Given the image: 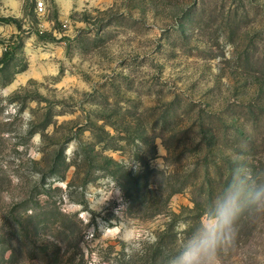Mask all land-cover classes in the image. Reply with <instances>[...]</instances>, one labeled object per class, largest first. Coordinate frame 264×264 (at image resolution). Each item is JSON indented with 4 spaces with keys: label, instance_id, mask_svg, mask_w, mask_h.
I'll return each mask as SVG.
<instances>
[{
    "label": "rangeland",
    "instance_id": "374dc122",
    "mask_svg": "<svg viewBox=\"0 0 264 264\" xmlns=\"http://www.w3.org/2000/svg\"><path fill=\"white\" fill-rule=\"evenodd\" d=\"M37 1L0 0V264H166L264 179V0Z\"/></svg>",
    "mask_w": 264,
    "mask_h": 264
},
{
    "label": "clouds",
    "instance_id": "9594fccd",
    "mask_svg": "<svg viewBox=\"0 0 264 264\" xmlns=\"http://www.w3.org/2000/svg\"><path fill=\"white\" fill-rule=\"evenodd\" d=\"M232 164L230 180L166 264H225V258L237 249L242 230L264 225V179L238 156ZM260 246L259 241L253 244Z\"/></svg>",
    "mask_w": 264,
    "mask_h": 264
},
{
    "label": "built area",
    "instance_id": "2783aa9c",
    "mask_svg": "<svg viewBox=\"0 0 264 264\" xmlns=\"http://www.w3.org/2000/svg\"><path fill=\"white\" fill-rule=\"evenodd\" d=\"M37 2H38V3H37V8H38V10H39L40 12H44V3H43V1H42V0H38Z\"/></svg>",
    "mask_w": 264,
    "mask_h": 264
}]
</instances>
